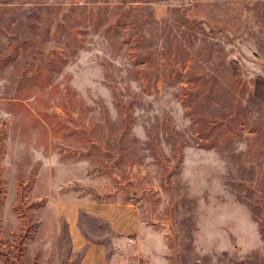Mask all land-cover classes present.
Instances as JSON below:
<instances>
[{"label": "rangeland", "instance_id": "1", "mask_svg": "<svg viewBox=\"0 0 264 264\" xmlns=\"http://www.w3.org/2000/svg\"><path fill=\"white\" fill-rule=\"evenodd\" d=\"M85 203L107 264H264V0H0V264Z\"/></svg>", "mask_w": 264, "mask_h": 264}, {"label": "crops", "instance_id": "2", "mask_svg": "<svg viewBox=\"0 0 264 264\" xmlns=\"http://www.w3.org/2000/svg\"><path fill=\"white\" fill-rule=\"evenodd\" d=\"M70 208L69 206L66 209L70 210ZM79 211H90L92 214L103 218L107 221L111 231L118 236L133 234L139 226L137 213L128 207L127 204L85 203L84 205L76 206L73 214L71 212L65 216L71 250L75 251L79 248H84L75 264H107L103 245L98 242H86L77 221V212Z\"/></svg>", "mask_w": 264, "mask_h": 264}, {"label": "built area", "instance_id": "3", "mask_svg": "<svg viewBox=\"0 0 264 264\" xmlns=\"http://www.w3.org/2000/svg\"><path fill=\"white\" fill-rule=\"evenodd\" d=\"M128 240H130V239H128Z\"/></svg>", "mask_w": 264, "mask_h": 264}]
</instances>
